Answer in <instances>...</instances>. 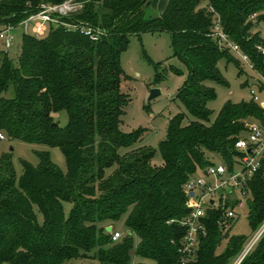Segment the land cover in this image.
<instances>
[{"label":"trees","instance_id":"16d2710c","mask_svg":"<svg viewBox=\"0 0 264 264\" xmlns=\"http://www.w3.org/2000/svg\"><path fill=\"white\" fill-rule=\"evenodd\" d=\"M65 1L0 0V26L20 25L42 4ZM77 1L81 8L62 19L101 29L97 40L50 23L46 38L23 32L15 59L0 52V131L10 140L60 147L67 162L63 171L48 151H38L39 165L25 163L18 182L11 154L0 155V264H68L75 257L131 264L133 249L152 264H181L186 180L213 163V155L233 168L240 155L236 141L249 123L264 122V109L253 97L227 102L211 121L208 102L216 92L207 81L227 84L219 68L223 58L239 64L212 28L219 22L264 67L255 48L262 41L257 28L264 21V0H167L155 16L146 14L149 0ZM144 32L171 34L173 56L185 68L174 71L186 76L176 97L193 117L181 112L169 119L159 145L161 165L153 163L155 150L142 143L143 130L121 129L131 99L121 55L130 36ZM62 110L68 113L64 126L55 118ZM248 186L254 231L264 220V160ZM124 215L129 233L113 240L106 227ZM237 216L210 210L207 234L187 264H229L237 257L248 237L234 236L218 252ZM239 264H264V234Z\"/></svg>","mask_w":264,"mask_h":264},{"label":"rangeland","instance_id":"374dc122","mask_svg":"<svg viewBox=\"0 0 264 264\" xmlns=\"http://www.w3.org/2000/svg\"><path fill=\"white\" fill-rule=\"evenodd\" d=\"M149 1L150 3L147 7L146 14L154 16L160 15L167 3V0ZM202 5H205V2ZM38 21V19H33L29 22L27 33L32 34L33 27ZM50 30V25L48 24V29L42 36L45 38L48 37ZM257 31L260 32V36L264 40V21L258 26ZM23 32V26H15L12 30L15 36L13 46L6 50L0 41V52H3V50L7 51L15 59L21 49ZM233 55L239 60L238 65L233 61L228 62L225 58L219 62V68L226 78L227 84L207 81V84L213 87L216 92V98L208 102V107L213 111L211 121L215 120L219 111L229 101L234 103L250 102L252 100V93L256 89L253 85L255 73L240 60L239 55ZM121 65L128 76L124 81V89L131 97L125 108L121 129L125 132L143 130L142 143L155 150L153 163L155 165H161L163 158L159 145L167 136L169 119L181 112L186 113V119L193 118L187 111L185 105L176 97L186 76L185 74H177L174 71L175 67H180L184 70L185 68L181 61L173 56L171 34L169 32L132 34L127 48L121 55ZM165 67L168 68V74L164 76L162 70ZM153 89H159L160 94L150 98ZM55 118L60 125L64 126L68 122V113L65 110L59 111L55 114ZM43 150L49 152L52 161L63 171L67 170L66 158L60 147H51L45 144H31L18 139L10 140L8 137L0 140V155L11 154L18 182L24 174L25 163L38 166L40 163L38 151ZM211 161L217 165L224 162L218 155H213ZM240 197L242 198L243 206L237 208V219L230 230L229 236L222 240L218 252H223L228 246L229 239L234 236H245L249 240L264 223V220L261 221L257 229L253 231L249 221V199L251 195ZM70 207L71 204L67 203V212ZM125 218L126 215L120 220L109 224L112 226L113 231L121 232L123 237L129 233L125 225ZM137 243L138 239L136 238L135 245ZM246 244L247 241L244 242L243 247L240 249L241 251ZM236 258H233L229 264H233ZM140 262L152 264L153 261L138 256L133 249L131 264H138ZM68 264L100 263L97 259L93 258L75 257L70 259Z\"/></svg>","mask_w":264,"mask_h":264},{"label":"built area","instance_id":"2783aa9c","mask_svg":"<svg viewBox=\"0 0 264 264\" xmlns=\"http://www.w3.org/2000/svg\"><path fill=\"white\" fill-rule=\"evenodd\" d=\"M81 6L82 3L77 0H67L57 4H42L40 10L31 14L20 25L23 26L25 32H28L29 22L38 19L39 21L33 27V33L38 36H42L48 29V24L53 23L81 29L92 39L97 40L102 32L101 29L88 24L69 23L62 19V17L80 9ZM256 18L257 14L254 13L251 19L256 20ZM14 27L12 24L0 26V41L6 50L10 49L15 42V36L12 33ZM212 34L221 47L239 55L240 60L255 73L253 85L256 89L253 91L252 97L264 109V67L259 66L239 43L232 40L219 22H216L212 28ZM255 48L264 57V40L255 44ZM4 139H6V134L0 131V140ZM235 148L240 155L237 157L233 168L225 162L218 165L211 163L206 168H200L190 175L184 184V192L187 196L186 205L189 212L180 221L186 229L179 248L182 255L181 264H187L197 254L200 240L207 234L204 220L210 210L223 208L229 217L238 215L237 208L243 206L240 196L249 195V182L260 170L264 160V122L253 121L249 123L247 134L236 141ZM233 202L235 205H230ZM263 233L264 223L247 240L246 246L233 264H239L245 258ZM111 234L113 240L122 237L119 231H111Z\"/></svg>","mask_w":264,"mask_h":264},{"label":"water","instance_id":"95a60500","mask_svg":"<svg viewBox=\"0 0 264 264\" xmlns=\"http://www.w3.org/2000/svg\"><path fill=\"white\" fill-rule=\"evenodd\" d=\"M158 94H160L159 89H153L150 98H153V97H155V96L158 95ZM57 125H58V123H56V122H54V123L52 124V126H57ZM106 229H107L108 232H111V231L113 230V228H112L111 225L107 226Z\"/></svg>","mask_w":264,"mask_h":264},{"label":"crops","instance_id":"0c3cea01","mask_svg":"<svg viewBox=\"0 0 264 264\" xmlns=\"http://www.w3.org/2000/svg\"><path fill=\"white\" fill-rule=\"evenodd\" d=\"M32 34H34V33L32 32Z\"/></svg>","mask_w":264,"mask_h":264}]
</instances>
